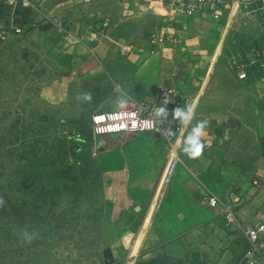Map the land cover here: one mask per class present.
<instances>
[{
    "label": "crops",
    "instance_id": "obj_1",
    "mask_svg": "<svg viewBox=\"0 0 264 264\" xmlns=\"http://www.w3.org/2000/svg\"><path fill=\"white\" fill-rule=\"evenodd\" d=\"M26 1L35 8L45 0ZM171 1L137 2L162 14L161 31L173 36L163 51L154 50L150 34L104 36L66 29L69 42L54 59L64 65V72L56 82L52 71L55 77L44 95L50 101L72 99L93 114L129 109L142 101L156 103L160 86L180 89L185 104L195 106L193 123L208 120L206 147L199 158L184 155L181 143L190 128L179 125V163L163 191L159 185L170 147L159 133L99 137L106 229L102 238L112 241L103 250L112 248V264H240L246 245L237 223L244 229L264 224V74L250 66L248 76L240 79L221 56L230 42L253 44L260 38L256 19L248 13L254 3L230 0L217 8L221 18L216 19L214 5L183 16L174 13ZM2 13L15 25L29 9L0 0ZM127 45L132 46L125 51ZM245 49L251 61L255 51ZM86 92L92 93L90 103L79 99ZM120 97L127 103L118 108ZM212 194L233 201L234 218L209 205ZM261 246L264 249V235ZM258 260L264 264V255Z\"/></svg>",
    "mask_w": 264,
    "mask_h": 264
},
{
    "label": "rangeland",
    "instance_id": "obj_2",
    "mask_svg": "<svg viewBox=\"0 0 264 264\" xmlns=\"http://www.w3.org/2000/svg\"><path fill=\"white\" fill-rule=\"evenodd\" d=\"M26 7L29 14L14 22L21 32L0 16L6 29L5 38L0 35V264H103V248L112 241L102 238L101 138L85 106L47 100L44 88L52 71L56 82L64 72L54 59L69 42L66 29L147 37L163 30L162 14L123 0H45ZM257 41L226 44L221 59L231 73L251 66L245 48L255 51ZM24 232L36 238L28 242Z\"/></svg>",
    "mask_w": 264,
    "mask_h": 264
},
{
    "label": "built area",
    "instance_id": "obj_3",
    "mask_svg": "<svg viewBox=\"0 0 264 264\" xmlns=\"http://www.w3.org/2000/svg\"><path fill=\"white\" fill-rule=\"evenodd\" d=\"M12 4L17 5L22 3L25 7L29 6L26 0H9ZM142 0H123L126 7L131 6L133 3ZM230 0H172L171 6L176 15L194 16L201 9L206 6H215L214 18L220 19L221 13L217 12V8L224 7ZM254 3L248 10V13L256 19L257 25L261 31V36L257 41L254 58L251 60L250 65L256 68V71L264 74V0H253ZM0 28V35L5 38L6 29L3 25ZM15 32H21L22 29L18 26L11 25ZM149 39L154 46L155 51H163L168 45L173 42V36L168 31H153L149 35ZM132 45H127L124 50H130ZM238 76L240 79H245L248 76L246 65L239 67ZM186 98L183 92L177 87H164L160 86L157 90V102L149 103L142 101L136 103L129 109H116L111 111H96L91 115V125L95 136L102 137L104 135L112 134H132V133H145L157 132L159 133L170 147V153L175 151L176 156L173 157L169 154L167 163L165 165L161 180L162 185H159L160 191H163L166 185L171 181L176 166L179 163V158L176 148V138L179 130V122L173 120L171 117L172 111L177 107L185 105ZM167 106L169 117L163 122L155 125L154 110L159 106ZM103 115L105 119L97 121L95 118ZM114 115V118H109ZM122 127H118L121 126ZM209 205L211 207H221L229 216H235V205L233 201L223 200L217 195L208 196ZM232 218V219H233ZM238 229L243 233V241L246 245L242 261L240 264H258V255H264V249L261 246V239L264 235V224L258 223L255 226L244 227L237 223Z\"/></svg>",
    "mask_w": 264,
    "mask_h": 264
},
{
    "label": "clouds",
    "instance_id": "obj_4",
    "mask_svg": "<svg viewBox=\"0 0 264 264\" xmlns=\"http://www.w3.org/2000/svg\"><path fill=\"white\" fill-rule=\"evenodd\" d=\"M79 99L82 102L90 103L92 101V93L86 92L81 93ZM127 103L126 97H120L117 100V107H121ZM155 115V125L159 122H163L168 119L169 113L167 110V106H159L154 110ZM171 117L173 120L179 122V124H183L186 127H189L190 130L183 137L181 143V151L184 155H186L189 159H196L203 155L206 144L203 140V137L206 135L207 129L209 128V123L207 119H201L193 123L195 120V106L192 104H185L183 107L175 108ZM109 118H114V115H110ZM97 121L105 119L103 115L95 118ZM118 126V127H122ZM171 156L175 157V151L170 153ZM24 239L28 242H31L36 238L35 233L24 232Z\"/></svg>",
    "mask_w": 264,
    "mask_h": 264
},
{
    "label": "water",
    "instance_id": "obj_5",
    "mask_svg": "<svg viewBox=\"0 0 264 264\" xmlns=\"http://www.w3.org/2000/svg\"><path fill=\"white\" fill-rule=\"evenodd\" d=\"M103 257L106 264H112L115 261L111 247H106L103 250Z\"/></svg>",
    "mask_w": 264,
    "mask_h": 264
},
{
    "label": "trees",
    "instance_id": "obj_6",
    "mask_svg": "<svg viewBox=\"0 0 264 264\" xmlns=\"http://www.w3.org/2000/svg\"><path fill=\"white\" fill-rule=\"evenodd\" d=\"M97 176L100 178V173H99V165H97V170H96ZM101 180V179H100Z\"/></svg>",
    "mask_w": 264,
    "mask_h": 264
}]
</instances>
